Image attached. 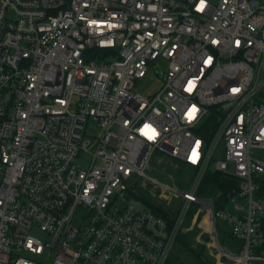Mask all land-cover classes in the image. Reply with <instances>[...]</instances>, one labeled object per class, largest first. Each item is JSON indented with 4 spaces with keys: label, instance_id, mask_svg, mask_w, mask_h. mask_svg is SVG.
<instances>
[{
    "label": "built area",
    "instance_id": "2783aa9c",
    "mask_svg": "<svg viewBox=\"0 0 264 264\" xmlns=\"http://www.w3.org/2000/svg\"><path fill=\"white\" fill-rule=\"evenodd\" d=\"M262 151L264 0H0V264H166L196 225L264 264Z\"/></svg>",
    "mask_w": 264,
    "mask_h": 264
},
{
    "label": "trees",
    "instance_id": "16d2710c",
    "mask_svg": "<svg viewBox=\"0 0 264 264\" xmlns=\"http://www.w3.org/2000/svg\"><path fill=\"white\" fill-rule=\"evenodd\" d=\"M181 165V169L184 168L183 164ZM258 181L260 182V191L259 195L264 196V178L259 177ZM237 186V181L234 179L228 178L217 171H207L206 175H204L199 190V196L205 197H213L215 194L222 192L221 198L216 202V209L223 206V203L226 201V194L231 191L233 187ZM192 215V214H191ZM201 217L199 218V220ZM208 217L205 216L202 221V226L205 220ZM200 232L199 229L195 228L193 232H187L180 236L178 239V246L173 255L170 256L166 264H216L215 258L209 253L206 245L198 244L196 247L194 244V238ZM231 235V234H230ZM204 240L209 241V236L204 235ZM232 237V236H231ZM233 239V238H232ZM222 246L228 247L225 243L221 242ZM230 248V247H229ZM224 264H234L230 260L225 257L222 258Z\"/></svg>",
    "mask_w": 264,
    "mask_h": 264
},
{
    "label": "rangeland",
    "instance_id": "374dc122",
    "mask_svg": "<svg viewBox=\"0 0 264 264\" xmlns=\"http://www.w3.org/2000/svg\"><path fill=\"white\" fill-rule=\"evenodd\" d=\"M159 65H160V68H163L165 70V64L164 63H160ZM160 87H161L160 78L151 72L141 81L137 90L139 92L147 94V95H149V94L153 95V93H156L160 89ZM90 126H91V128L94 129V131L96 133H99V127L96 123H92ZM90 126H88V127L90 128ZM259 154L264 157V151L260 152ZM222 156H223V154H221V157ZM163 167L167 171L173 173L178 184L181 187L189 188L191 179L193 178V171L190 168L184 166V168L181 169L182 168L181 165H178L176 162H173L171 160L164 162ZM217 197H218V193L213 196V198H217ZM136 204L139 205L138 202ZM189 222H190V220H189ZM189 225H190V223H189ZM203 227L205 229L209 230V220L208 219L204 221ZM195 228L199 229L200 232L198 233L197 236H195L193 245L195 247L198 244L206 245L207 249L209 250L210 255L212 256V258H215L216 264H224L222 259H219V257H218L219 253L214 252L212 249L209 248V244H210V240H211L209 233L207 231H203V230L201 231V229L198 227V225H196L189 232H193L195 230ZM217 230H218V233L220 235L219 236L220 242H222V240H223L225 245L230 247L232 250H234L233 249L234 246L239 245L238 241H235L234 239H232L228 225L226 223H224L222 220H218ZM204 235L209 236V241L204 240V237H203ZM177 246H178V244H177ZM177 246H176V248H177ZM176 248H174L171 251L170 255H173V253L176 251Z\"/></svg>",
    "mask_w": 264,
    "mask_h": 264
}]
</instances>
